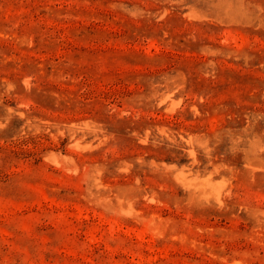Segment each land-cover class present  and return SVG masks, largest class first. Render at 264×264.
I'll return each instance as SVG.
<instances>
[{"label": "rangeland", "instance_id": "rangeland-1", "mask_svg": "<svg viewBox=\"0 0 264 264\" xmlns=\"http://www.w3.org/2000/svg\"><path fill=\"white\" fill-rule=\"evenodd\" d=\"M0 264H264V0H0Z\"/></svg>", "mask_w": 264, "mask_h": 264}]
</instances>
